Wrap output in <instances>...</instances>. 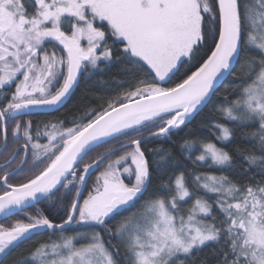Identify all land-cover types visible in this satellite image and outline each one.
<instances>
[{
  "label": "snow or ice",
  "instance_id": "obj_1",
  "mask_svg": "<svg viewBox=\"0 0 264 264\" xmlns=\"http://www.w3.org/2000/svg\"><path fill=\"white\" fill-rule=\"evenodd\" d=\"M210 105L213 140L145 148ZM42 203L60 219L0 223V264L43 233L11 264H264V0H0V220Z\"/></svg>",
  "mask_w": 264,
  "mask_h": 264
},
{
  "label": "trees",
  "instance_id": "obj_2",
  "mask_svg": "<svg viewBox=\"0 0 264 264\" xmlns=\"http://www.w3.org/2000/svg\"><path fill=\"white\" fill-rule=\"evenodd\" d=\"M117 72L116 68H112L109 72L104 73L102 76L101 75H96L92 78V80L88 81L87 84L84 83V79L81 78V85H80V89L83 90L84 88H89L91 89L90 92L85 94V97L82 101V103L84 104H89V100L88 97H95V96H99L102 95L105 91V88L107 87L106 85H102L100 83H98L99 81L103 80V81H110L112 76H114ZM224 85H222L219 89H218V94L217 97H214L213 99L216 101H222L223 100V96H224ZM78 90L72 100V103H70L67 108L62 109L61 111H67L68 108L72 107V104L77 103L78 98L81 97L82 95V91ZM98 103V102H97ZM89 106H96L95 104H91ZM214 105H210L208 108H205L203 110V112L201 113V115L197 116L195 120H193L188 126L187 128H185L183 131L179 132L177 135L173 136L171 138V141H156V142H150L148 144L145 145L146 149H154L157 147H161L163 146L165 149H171L174 156L179 157V153H180V149H179V144L183 141V139L186 138H206L207 140H213L214 137L212 136V134L209 132V130L205 127H203V125L208 124L212 121L215 120H223V117L217 116L213 111ZM61 113H57L54 112L52 114H40V113H35L34 115H32L30 117V119L33 121V127H35L36 122L39 121H45V120H49V119H54L58 116H60ZM33 135H36L35 131L33 132ZM46 141L42 140L41 143H44ZM239 144L240 147H247L248 145L246 143H244L241 140V136H240V131H237L236 134V139L232 141V143L227 144V148L229 150L234 149L237 145ZM107 146H103L99 149H96L95 151H93L92 153L89 154V157H87L85 159V161L83 163H90L91 159L94 158L96 156V154L98 152H102L104 151V148ZM122 153H116V156L121 155ZM116 156H113L112 159H115ZM150 161L155 159L153 157H151V155L149 156ZM32 163L31 158H29L28 161V165H30ZM83 163L80 165V167L83 166ZM28 165L25 166V169H27ZM188 167L191 168L192 165L189 163ZM102 169H96L94 170L88 179V187L90 188L92 183L95 181L96 176L99 174V171ZM166 177H162V178H157L156 175L154 174L153 177V182L152 185L149 187V193H151L159 184L160 179H164ZM149 193H146L145 195H148ZM74 195V193H73ZM84 195H87V189H85L84 191ZM36 207H43L46 211V213L53 217L56 220L60 219V216L56 215V209L55 207L53 208H48L46 204H40L37 206H34L32 208H29L28 210H26L24 213H21L20 216H11L9 217L7 220H0V223L5 224V225H10L11 223H13L16 219L21 218L23 215L26 214H30L33 213L36 209ZM62 215V214H61ZM70 234V233H69ZM49 238L48 233H43L41 235H36L34 236L31 240L26 241L24 244L21 245L20 248L16 249L11 256L4 258L3 259V264H11V262L16 259L19 258L24 252L30 250L31 246L39 243V242H43L46 241ZM53 239H55V236L52 237ZM211 250V246H209L208 248H205L201 253H199L198 255L203 258L205 257ZM208 264H214V259L209 257L208 258Z\"/></svg>",
  "mask_w": 264,
  "mask_h": 264
},
{
  "label": "water",
  "instance_id": "obj_3",
  "mask_svg": "<svg viewBox=\"0 0 264 264\" xmlns=\"http://www.w3.org/2000/svg\"><path fill=\"white\" fill-rule=\"evenodd\" d=\"M35 113H40V114H51V113H54V112H51V113H48L47 110H43V109H40V110H34ZM37 206V205H36ZM29 208H32V207H29ZM29 208H26V210H28Z\"/></svg>",
  "mask_w": 264,
  "mask_h": 264
},
{
  "label": "flooded vegetation",
  "instance_id": "obj_4",
  "mask_svg": "<svg viewBox=\"0 0 264 264\" xmlns=\"http://www.w3.org/2000/svg\"><path fill=\"white\" fill-rule=\"evenodd\" d=\"M52 114V113H51ZM31 116H24L23 119L24 120H28L30 119ZM23 155V153H21V156ZM20 163V158L18 157L17 160L15 161V163L13 164V167L16 166V164H19ZM26 166V165H25Z\"/></svg>",
  "mask_w": 264,
  "mask_h": 264
},
{
  "label": "rangeland",
  "instance_id": "obj_5",
  "mask_svg": "<svg viewBox=\"0 0 264 264\" xmlns=\"http://www.w3.org/2000/svg\"><path fill=\"white\" fill-rule=\"evenodd\" d=\"M80 168H81V170H82L83 166H82V167H80Z\"/></svg>",
  "mask_w": 264,
  "mask_h": 264
}]
</instances>
